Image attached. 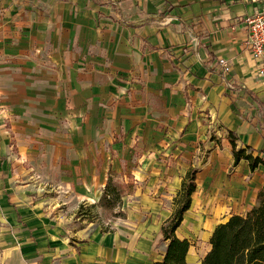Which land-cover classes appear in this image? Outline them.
<instances>
[{"label": "crops", "instance_id": "crops-1", "mask_svg": "<svg viewBox=\"0 0 264 264\" xmlns=\"http://www.w3.org/2000/svg\"><path fill=\"white\" fill-rule=\"evenodd\" d=\"M258 6L0 0V264H154L177 207L164 196L180 191L200 146L208 156L186 212H212L193 216L203 237L256 205L264 166L235 165L226 135L235 131L237 146L255 155L264 150V105L253 97L264 104V75L245 25ZM220 58L231 65L227 76ZM165 130L177 161L137 158L145 184L124 193V216L100 222L96 213L107 211L91 206L117 173L113 148ZM89 208L91 219L79 214ZM186 212L176 233L191 240L180 234Z\"/></svg>", "mask_w": 264, "mask_h": 264}, {"label": "trees", "instance_id": "trees-1", "mask_svg": "<svg viewBox=\"0 0 264 264\" xmlns=\"http://www.w3.org/2000/svg\"><path fill=\"white\" fill-rule=\"evenodd\" d=\"M253 97L264 105L256 96ZM226 136L232 145L235 165L244 159L248 161L252 171L260 165L264 166V154L261 153V151L264 153V150L258 151L255 155L254 149L249 145L238 147L236 142L238 135L233 130H228ZM197 172L196 168H191L183 179L176 199L177 207L162 226L164 240L167 242L163 257L154 264H189L187 254L193 244L192 240L179 237L176 231L184 219L185 212L191 207L192 195L197 189ZM123 196L122 185L111 174L99 202L91 207L98 206L115 217L124 216ZM90 208L80 210L79 214L91 219ZM96 216L95 218H99L98 213ZM103 230L107 231L109 228L105 227ZM209 243L210 249L202 259V264H243L246 260L264 253V185L258 192L257 204L246 213L233 214L226 221L217 224Z\"/></svg>", "mask_w": 264, "mask_h": 264}, {"label": "rangeland", "instance_id": "rangeland-1", "mask_svg": "<svg viewBox=\"0 0 264 264\" xmlns=\"http://www.w3.org/2000/svg\"><path fill=\"white\" fill-rule=\"evenodd\" d=\"M152 102V105L155 104L154 100L150 99L149 102ZM118 139L119 137L116 136ZM172 138L170 137V131L165 130L163 131V136L161 139H156L155 137L151 141H142L139 143V140H136V143H134L133 147L123 148L122 146L113 148V155L116 158L115 159V170L116 174L114 175V179L119 182L122 185V188L125 192H131L135 185H139L140 187L145 184V179H137L136 178V172L139 170V167L141 166V163L138 161L137 158H139L142 155H154L155 157L163 158L165 159V163L168 166L170 165L169 160H176L174 157L175 151L177 155V150L175 147H173V142L171 141ZM198 151L200 152L199 157L194 158V161L190 162L191 168H196L199 172L202 171L204 162L208 156V150L206 147L200 146ZM192 164L194 166H192ZM198 174V173H197ZM135 180H137L138 183H135ZM177 191H172V197H166V200H168V208H172V204L176 202L178 193ZM167 193H171V191L167 190ZM126 196V194H124ZM135 196V195H132ZM128 196H126L127 198ZM171 210V209H170ZM203 214L205 216L213 215L212 212H206L199 209H192L190 212H186V223L182 226L180 230V234H188L190 235L191 240L195 241V251L194 255L190 256V264H200L201 256L206 252L209 240L207 237H203V229L195 228L193 223V216L195 214ZM111 215L110 212H104L100 211L99 213V221H106L108 220L107 217ZM97 221V222H99ZM202 235V237H199ZM163 247L158 248V253L161 252ZM243 264H264V253L258 254L255 256V258L251 260H246Z\"/></svg>", "mask_w": 264, "mask_h": 264}, {"label": "built area", "instance_id": "built-area-1", "mask_svg": "<svg viewBox=\"0 0 264 264\" xmlns=\"http://www.w3.org/2000/svg\"><path fill=\"white\" fill-rule=\"evenodd\" d=\"M247 28L246 42L255 56L261 61L259 74L264 75V0H259L257 10L245 18ZM218 64L222 69L224 76H227L231 70L230 63L224 59H218Z\"/></svg>", "mask_w": 264, "mask_h": 264}]
</instances>
